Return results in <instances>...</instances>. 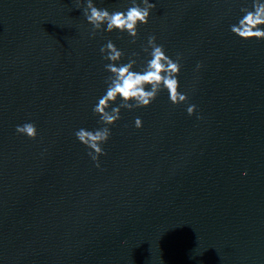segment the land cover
Returning <instances> with one entry per match:
<instances>
[{
	"label": "water",
	"instance_id": "water-1",
	"mask_svg": "<svg viewBox=\"0 0 264 264\" xmlns=\"http://www.w3.org/2000/svg\"><path fill=\"white\" fill-rule=\"evenodd\" d=\"M150 2L132 43L93 35L84 0H0V264H264V40L230 31L251 0ZM150 36L188 102L122 109L96 167L74 133L102 127L100 48L139 65Z\"/></svg>",
	"mask_w": 264,
	"mask_h": 264
},
{
	"label": "clouds",
	"instance_id": "clouds-1",
	"mask_svg": "<svg viewBox=\"0 0 264 264\" xmlns=\"http://www.w3.org/2000/svg\"><path fill=\"white\" fill-rule=\"evenodd\" d=\"M83 15L92 26V34L96 32L127 33L135 43L139 34V27L147 25L152 10L156 7L150 0H131L130 6L124 10L100 8L94 0H84ZM241 16L236 23L230 25V31L241 40H264V0H251V7H242ZM143 51L148 59L138 65V53H132L125 60V53L116 44L108 42L100 48L105 71L106 89L93 106V114L98 116L102 127L95 130L78 129L74 135L84 145L88 155L100 167V157L107 153L103 145L111 137V127L121 119V110L147 108L157 99L161 91L166 90L171 104L180 105L188 102V95L180 91L179 74L181 63L179 57H170L163 45L156 43V37L150 36ZM201 67L197 64V69ZM118 105V106H113ZM196 105L187 107V113L193 115ZM143 122L136 118L135 127L141 128ZM16 132L29 139H36L38 130L35 123L26 122L16 126Z\"/></svg>",
	"mask_w": 264,
	"mask_h": 264
}]
</instances>
